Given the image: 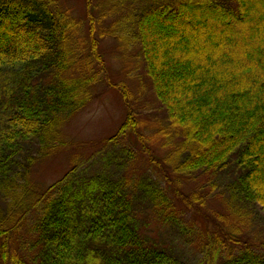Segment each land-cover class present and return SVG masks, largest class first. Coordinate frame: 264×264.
I'll return each mask as SVG.
<instances>
[{"label":"trees","instance_id":"1","mask_svg":"<svg viewBox=\"0 0 264 264\" xmlns=\"http://www.w3.org/2000/svg\"><path fill=\"white\" fill-rule=\"evenodd\" d=\"M86 1L89 57L102 62L98 33L128 46L139 43L155 95L167 111L169 122L159 128L162 157L152 153V135L143 142L150 161L165 162L176 173L231 169L240 199L264 209V0H97L98 16L94 0ZM128 11L133 12L124 22L128 38L108 26L97 28L108 17L116 18L113 27ZM78 24L55 0H0V87H7L0 94V200L7 202L0 206L3 264H26L17 247L8 257L19 236L33 237L31 264H185L148 240L133 188L106 177L78 180L73 167L41 192L25 183L34 163L32 156L23 158L27 145L44 139L55 148L63 115L90 99L85 83L99 79H84L73 90L62 81L80 63ZM47 72H55L58 81L42 90L40 75ZM139 126L130 111L118 135L132 131L142 140ZM138 185L151 201L164 204L161 192ZM175 189L181 200L202 201L195 192ZM38 211L27 230L26 219ZM221 230H214L220 240ZM248 249L234 264H264Z\"/></svg>","mask_w":264,"mask_h":264},{"label":"rangeland","instance_id":"2","mask_svg":"<svg viewBox=\"0 0 264 264\" xmlns=\"http://www.w3.org/2000/svg\"><path fill=\"white\" fill-rule=\"evenodd\" d=\"M55 2L79 22L74 40L79 41L82 50H77L79 65L66 73L62 70V81L66 80L73 90L84 79L97 76L99 79L93 84L88 81L85 83V88L92 89L90 99L81 101L75 109L63 115L62 140L56 142L55 148L47 147L51 145L45 143L44 139L33 140L27 145L23 158L32 156L34 163L25 183L29 182L36 191L41 192L62 179L71 167L77 170L78 180L106 177L136 191L134 207L144 234L151 243L162 246L183 263L234 264V260L248 247H251L248 250L252 249L264 260V209L258 203L240 199L237 191L233 190L236 180L231 169L176 173L167 168L165 162L161 165L151 162L149 154L144 153L143 142L147 136L152 135V153L162 157L164 151L160 144L164 137L159 128L167 125L169 120L147 75L140 44L135 42L128 46L127 42H120L109 33H105L104 37L98 33L102 62L93 56L89 57L91 20L87 15V1ZM93 4V14L98 16L100 9L97 0ZM132 13L126 12L113 27L109 26L116 18H103L102 22L97 21V28L101 29L100 25L102 29L108 26L107 30L115 29L127 37L124 22ZM54 77L55 72L42 73L40 88L46 90L49 81L58 78L57 76L54 80ZM123 86L127 97L123 95ZM0 89L1 94L7 87L2 84ZM130 111L141 123L138 131L144 134L142 140L132 131L118 135V130ZM114 135L116 138L110 140ZM44 147L46 150H43ZM142 182L149 184L152 191L162 193L163 205L151 201L150 195L148 198L147 194L139 190L138 184ZM176 185L185 191V195L190 194L188 191L197 193L201 203L185 201L184 197L181 200L175 189ZM6 204L7 202L0 200V206L5 207ZM40 215L41 211L34 212L26 219L27 230ZM221 228L236 237L240 243L234 244ZM217 229L222 231V240L214 233ZM32 244L33 237L19 236L11 243L8 257L17 247L26 264H31ZM4 261L0 257V264ZM9 264L12 262L9 261Z\"/></svg>","mask_w":264,"mask_h":264}]
</instances>
